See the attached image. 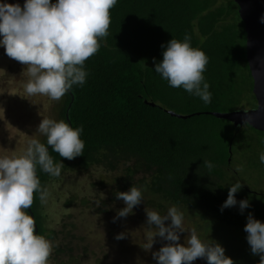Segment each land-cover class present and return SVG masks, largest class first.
<instances>
[{"label":"trees","instance_id":"1","mask_svg":"<svg viewBox=\"0 0 264 264\" xmlns=\"http://www.w3.org/2000/svg\"><path fill=\"white\" fill-rule=\"evenodd\" d=\"M238 11L234 0H117L110 13L109 35L85 62V84L70 90L73 102L68 120L73 128L83 126V155L66 160L49 148L53 160L65 169L83 171L124 167V191L132 186L141 189L143 203L160 214L176 206L197 215L208 232L214 227L244 231L249 214L264 223V205H250L241 213L238 203L221 211L229 190L221 184L230 165L229 147L242 127L206 114L182 120L165 112L229 113L257 107L246 61V32ZM185 34L191 37L192 47L208 57L204 76L212 94L210 104L182 88L170 87L154 71L163 58L161 46L166 47L172 38L183 41ZM69 103L66 94L58 111L66 123ZM244 126L264 139V133ZM258 144L264 150V142ZM204 161L214 167L207 169ZM37 176L45 187L49 175L38 168ZM235 199L242 200L237 194ZM39 207V193H35L31 211L36 234L44 236ZM54 263L77 261L69 256Z\"/></svg>","mask_w":264,"mask_h":264},{"label":"clouds","instance_id":"2","mask_svg":"<svg viewBox=\"0 0 264 264\" xmlns=\"http://www.w3.org/2000/svg\"><path fill=\"white\" fill-rule=\"evenodd\" d=\"M116 4L117 0H56L55 3L25 0L23 8L19 4H0V47L10 59L26 66L27 95L46 96L59 102L73 86L85 84L88 76L85 62L99 51V41L109 35L110 13ZM161 47L163 58L155 63L154 71L170 87L182 88L199 97L205 105L210 104L212 94L204 76L209 62L206 54L192 47L187 34L183 41L172 38L166 47ZM244 123L250 124V118ZM82 132L83 126L73 128L64 120L44 118L36 133L46 137V144L34 138L21 156L0 157V264H49L53 244L36 234V222L25 210L32 207L35 193H39L42 204L49 196L47 188L41 186L37 169L59 177L64 168L62 163L53 160L49 146L61 158L73 160L83 155ZM259 161L264 164V152L259 155ZM203 163L209 170L214 167L210 161ZM241 187L240 182L229 187L221 211L239 203L243 213L250 206L247 200L235 199ZM115 198L124 207L117 211L113 223L128 217L143 202L142 191L135 186L126 192H116ZM144 211L150 231L144 249L151 250L157 237L166 242L152 252L156 264H193L197 259H204L207 264H234L225 256L223 247L213 241L203 242L194 228L181 244L184 214L176 206L169 207L164 215L146 208ZM243 230L247 233L251 254L259 256V264H264V223L249 214ZM124 238V233L115 237L116 240Z\"/></svg>","mask_w":264,"mask_h":264},{"label":"rangeland","instance_id":"3","mask_svg":"<svg viewBox=\"0 0 264 264\" xmlns=\"http://www.w3.org/2000/svg\"><path fill=\"white\" fill-rule=\"evenodd\" d=\"M3 3L19 4L23 8L25 0H0V4ZM28 79L26 66L10 59L0 47V157L21 156L34 138L43 143L46 137L36 133L41 120H60L58 111L63 98L56 102L46 96L27 95L24 86ZM259 141L262 143L264 139L247 126L239 130L234 145H231L230 165L224 169L221 181L227 189L240 182L242 187L236 194L252 206L264 205V164L259 161L264 150L259 149ZM252 162L257 166L254 167ZM237 168L242 170L236 171ZM123 169L121 166L115 171L102 167H92L88 171L62 168L59 177L49 176L44 187L49 196L46 203L40 201L39 207L46 232L44 237L53 244L49 264L69 256L77 264H156L152 252L158 251L166 242L157 237L151 250L144 249L150 235L144 209H154L142 202L128 217L112 222L117 211L124 207L122 201L116 200L115 193L128 191L122 188ZM183 214L185 232L180 234L181 244L194 228L203 242L213 241L223 247L225 256L234 264H259L260 258L251 254L247 240L244 244L239 242L247 237L244 231L235 233L214 227L208 232L206 223L199 216ZM168 223L170 221L166 226ZM51 232L54 235L49 237ZM121 233L125 238L116 240ZM193 264L207 262L197 259Z\"/></svg>","mask_w":264,"mask_h":264},{"label":"water","instance_id":"4","mask_svg":"<svg viewBox=\"0 0 264 264\" xmlns=\"http://www.w3.org/2000/svg\"><path fill=\"white\" fill-rule=\"evenodd\" d=\"M234 2L239 7L238 13L244 23L246 32V61L253 80L252 93L256 99L257 107L255 109H242L229 113L205 112L179 115L172 111L165 110V112L171 117L182 120L200 114L211 115L217 119L227 120L236 128L248 125L254 130L264 133V22H261V18L264 17V0H234ZM68 94L70 96V103L65 111V119L70 125L68 112L73 102V96L70 92ZM144 102L150 107H156L154 103ZM249 118L250 124L244 123V120ZM229 154L231 155L230 147ZM27 212L34 218L31 208L27 209Z\"/></svg>","mask_w":264,"mask_h":264}]
</instances>
